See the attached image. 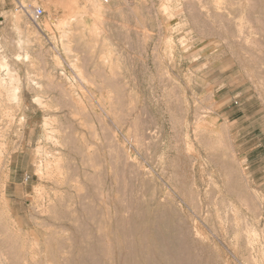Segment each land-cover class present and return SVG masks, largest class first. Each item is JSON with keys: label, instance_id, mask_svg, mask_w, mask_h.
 I'll list each match as a JSON object with an SVG mask.
<instances>
[{"label": "rangeland", "instance_id": "1", "mask_svg": "<svg viewBox=\"0 0 264 264\" xmlns=\"http://www.w3.org/2000/svg\"><path fill=\"white\" fill-rule=\"evenodd\" d=\"M96 1L0 0V264H264V0Z\"/></svg>", "mask_w": 264, "mask_h": 264}, {"label": "bare ground", "instance_id": "2", "mask_svg": "<svg viewBox=\"0 0 264 264\" xmlns=\"http://www.w3.org/2000/svg\"><path fill=\"white\" fill-rule=\"evenodd\" d=\"M35 1V0H34ZM50 1V0H49ZM85 2H86V10H85V12H83V13H80L78 16H77V18H78V21L81 23V24H83V26H85L86 25V18H87V16H93V18H96L95 16H101L102 15V13H103V8H102V6L96 1V0H84ZM99 1V0H98ZM116 1V0H115ZM115 1H113V2H115ZM118 1V0H117ZM64 3V2H63ZM109 4V3H108ZM106 5V4H105ZM131 5H133L131 2H127V3H125V7L127 8H129V7H131ZM20 7L22 6V5H19ZM109 8V7H108ZM33 11V10H32ZM92 18V19H93ZM99 18V17H98ZM86 19V20H85ZM89 19V18H88ZM101 19V18H100ZM82 26V25H81ZM48 26L47 25H45L44 26V28H47ZM34 28H36V30H40V32H41V30L43 29V28H41V26L40 25H36L35 24V27ZM18 59H19V57H18ZM25 59V58H24ZM18 61V60H17ZM2 81V80H1ZM42 102V101H41ZM42 106V105H41ZM45 106V105H44ZM43 108V107H42ZM6 113V112H5ZM9 116H10V114H9ZM5 117V116H4ZM47 117V116H46ZM50 117V116H49ZM12 118V117H11ZM48 118V117H47ZM10 120H12V119H10ZM31 120V119H30ZM48 122H49V120H48ZM50 122H51V120H50ZM212 122V121H211ZM52 123V122H51ZM51 123H49V124H51ZM19 124V123H18ZM46 124H48V123H46V121H45V123H44V125L46 126ZM48 124V125H49ZM51 126V125H50ZM9 128V127H8ZM46 128V127H45ZM50 128V127H49ZM48 128V129H49ZM54 128V127H53ZM55 129V128H54ZM53 129V130H54ZM57 129V128H56ZM8 131V130H7ZM6 131V132H7ZM50 131H52V130H50ZM54 131H56V130H54ZM47 132V131H46ZM57 133L58 132H60L59 130L58 131H56ZM143 132V131H142ZM9 133V132H8ZM8 133H5V134H8ZM54 133V132H53ZM3 135H4V133H2ZM2 135V136H3ZM49 136V135H51V134H46V136ZM56 135V134H55ZM54 135V136H55ZM5 136H8V135H5ZM45 136V135H44ZM52 136V135H51ZM57 136V135H56ZM57 137H59V136H57ZM47 138V137H46ZM51 138V137H50ZM59 138H61V137H59ZM5 139H6V137H5ZM5 139H4V141H5ZM52 139H53V136H52ZM9 140V139H8ZM10 140H11V138H10ZM55 140V139H54ZM56 140H59L58 138L56 139ZM2 141V140H1ZM4 141H2L3 143H4ZM8 143H10V141L8 142ZM47 143H49V142H47ZM53 143V142H52ZM13 144V143H12ZM51 144V143H50ZM49 144V145H50ZM6 145V144H5ZM40 145V144H39ZM52 145V144H51ZM54 145H56V144H54ZM4 146V145H3ZM6 146H8V145H6ZM37 146H38V144H37ZM44 146V145H43ZM58 147H60V146H58ZM37 148H39V146L37 147ZM57 148V147H56ZM61 148V147H60ZM6 150V149H5ZM42 150V149H41ZM48 150V149H47ZM38 151V150H37ZM43 151H46V150H43ZM51 151V150H50ZM55 151H57V150H55ZM59 151H61L62 152V150H60L59 149ZM58 151V152H59ZM7 152V151H6ZM41 152V151H40ZM46 152H48V151H46ZM52 152V151H51ZM54 152V151H53ZM61 152H59V153H61ZM4 153V152H3ZM3 153H1V154H3ZM39 153V152H38ZM37 153V154H38ZM44 153V152H43ZM49 153V152H48ZM40 154V153H39ZM45 154V153H44ZM51 154H53V153H50V155ZM49 155V156H50ZM1 156V155H0ZM41 156V155H40ZM126 156V155H125ZM5 157V156H4ZM46 157V156H45ZM50 157H53V155L52 156H50ZM54 157H56V156H54ZM60 157H61V155H60ZM127 157V156H126ZM58 158V157H57ZM65 158V157H64ZM63 158V159H64ZM128 158V157H127ZM5 159V158H4ZM10 159V158H9ZM38 159H39V157H38ZM36 160H37V158H36ZM40 160H41V158H40ZM45 160H46V158L44 159V162H45ZM66 160V159H65ZM69 160V159H68ZM13 161V160H12ZM38 161V160H37ZM43 161V160H42ZM42 161H39V163L40 162H42ZM54 161V160H53ZM38 162H36V164H37ZM37 164L36 165V172H37V175L39 176V178L41 177V174L42 175H44L42 172H41V163L40 164ZM43 163V162H42ZM46 163H47V161H46ZM45 163V167H47V165H48V163L46 164ZM51 163H53V162H51ZM55 164V167H57V169H59V167H58V164L57 163H54ZM1 165V164H0ZM3 166V165H2ZM33 166H35V165H33ZM43 167H44V165H42ZM51 166V165H50ZM44 167V168H45ZM51 169H53L52 168V166H51ZM35 170V169H34ZM44 171V170H43ZM0 172H1V170H0ZM47 172H48V170H47ZM46 172V173H47ZM3 173V172H2ZM51 173H53V172H51ZM62 173V172H61ZM78 174V173H77ZM122 174V173H121ZM4 175V174H3ZM48 175V174H47ZM73 175V174H72ZM51 176V175H50ZM75 176V175H74ZM57 177V176H56ZM62 177V176H61ZM70 177V176H69ZM76 177V176H75ZM74 177V178H75ZM124 177V176H123ZM5 178V177H4ZM79 178V177H78ZM41 179V178H40ZM1 180V179H0ZM55 180V179H54ZM59 180V179H58ZM2 182V181H1ZM0 182V183H1ZM46 182V181H45ZM80 182V181H79ZM3 184H5V183H3ZM0 185H2V183L0 184ZM43 186H46V185H43ZM125 186V185H124ZM39 187V186H38ZM4 188V187H3ZM40 188V187H39ZM38 188V189H39ZM44 188V187H43ZM35 189V188H34ZM45 189V188H44ZM53 190V189H52ZM37 191V190H36ZM125 191V190H124ZM3 193V192H2ZM38 194V193H37ZM48 194V193H47ZM33 195V194H32ZM50 195V194H49ZM36 196V195H35ZM41 197V196H40ZM46 197H44V198H42V199H44L45 201H46V199H45ZM51 199V198H50ZM42 202V201H41ZM44 203V202H43ZM130 204V203H129ZM7 205V204H6ZM53 205V204H52ZM56 207V206H55ZM54 207V208H55ZM7 208H8V206H7ZM40 208V207H39ZM124 208H125V206H124ZM127 208V207H126ZM1 212V211H0ZM5 212V211H4ZM3 212V213H4ZM48 212V211H47ZM37 213V212H36ZM41 214V213H40ZM128 214V213H127ZM44 215V214H43ZM3 216H4V214H3ZM128 216V215H127ZM13 217V216H12ZM3 219H4V217H3ZM126 219V218H125ZM12 220V219H11ZM129 220V219H128ZM4 221V220H3ZM13 221V220H12ZM125 222V221H124ZM14 223V222H13ZM45 223V222H44ZM7 225V224H6ZM15 225V224H14ZM85 225V224H84ZM10 226V225H9ZM122 226V225H121ZM124 226V225H123ZM15 229V228H14ZM14 231V230H13ZM16 231V230H15ZM23 231V230H22ZM124 235V234H123ZM196 235H197V233H196ZM18 239V238H17ZM129 239H131L130 237H129ZM128 239V240H129ZM38 241V240H37ZM128 247V246H127ZM126 249V248H125ZM3 257V256H2ZM12 257V256H11ZM2 261V260H1ZM5 262V261H4ZM1 263V262H0ZM3 263V262H2ZM4 264V263H3Z\"/></svg>", "mask_w": 264, "mask_h": 264}, {"label": "built area", "instance_id": "3", "mask_svg": "<svg viewBox=\"0 0 264 264\" xmlns=\"http://www.w3.org/2000/svg\"><path fill=\"white\" fill-rule=\"evenodd\" d=\"M113 1H115V0H99V2L101 3V4H108V3H111V2H113ZM43 15V11L41 10V9H39V8H35L33 11H31V13H30V18H31V20L32 21H36V20H38L41 16Z\"/></svg>", "mask_w": 264, "mask_h": 264}]
</instances>
